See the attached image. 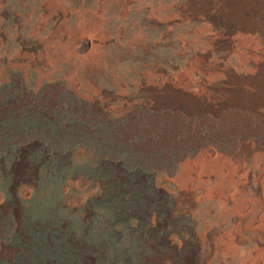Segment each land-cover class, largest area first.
Returning <instances> with one entry per match:
<instances>
[{"label": "rangeland", "instance_id": "374dc122", "mask_svg": "<svg viewBox=\"0 0 264 264\" xmlns=\"http://www.w3.org/2000/svg\"><path fill=\"white\" fill-rule=\"evenodd\" d=\"M50 2L0 0V264H247L263 244L231 214L225 166L232 160L249 171L244 185L241 172L234 174L235 190L259 197L264 109L248 101L241 123L224 120L225 140L177 149L148 147L153 134L142 115L163 110L162 79L202 58L217 72L215 109L230 120L223 89L251 87L234 79L244 75L237 54L248 51L226 15L233 0ZM93 15L103 21L93 42H107L100 67L85 73L75 60L90 53L92 36L74 41L71 60L56 47L79 17ZM258 35L264 60V26ZM208 37L215 38L210 45ZM196 75L205 83V73ZM216 157L220 168L196 171L198 161ZM185 162L195 172L189 197L178 182ZM217 183L224 214L204 198ZM234 229L242 244L230 259L222 238Z\"/></svg>", "mask_w": 264, "mask_h": 264}, {"label": "bare ground", "instance_id": "6f19581e", "mask_svg": "<svg viewBox=\"0 0 264 264\" xmlns=\"http://www.w3.org/2000/svg\"><path fill=\"white\" fill-rule=\"evenodd\" d=\"M262 1L264 2V0ZM51 3L52 0L48 8L55 7V4L51 5ZM242 14L245 16L244 18ZM226 15L235 24L236 30L239 31L238 34L242 35V39L237 41L239 46L248 51L247 53L238 52L236 65L244 69V75L240 76L238 73V75L234 76V79L238 83L245 82L251 87L236 86L223 89L228 95L227 104L232 109V113L227 116L230 120L225 119L215 109L216 103L211 88L217 80L215 76L217 72L211 64H206L202 61V58H197L177 75H170L162 79L158 91L160 93L163 91V94L158 96L157 101L163 104V110L157 109L153 113L151 111H148L149 113L143 111L142 115L146 119L145 130L153 134V139H148L149 144L147 143V146L177 149L186 143L201 145L211 138L214 140H225L228 132L224 128V120L231 124V127L234 123H241L244 120L242 110L246 108L244 106L248 101L251 108L257 106L264 109V60L261 40L258 35L259 25L264 26V5L256 7L243 3L241 0H233L226 11ZM102 27V19L95 15L79 17L75 28L68 30L65 42L57 43L58 57L62 60H71L74 41H78L83 35H90L92 36V41L89 43V45H92L90 53L85 57L76 58L75 63L78 70H84L85 73L96 70L97 67H100L103 58L101 48L106 44L107 40L99 38L93 42V39L101 35ZM202 32L203 34H197L194 37L195 41L199 42V38L201 37L202 40L204 34L209 32L208 26L203 28ZM255 33L256 35H254ZM208 38L207 45L215 41L214 37L212 39ZM250 63L252 68H245ZM200 73L207 75L205 83L196 78V74ZM220 74H218L219 77L224 76L222 73ZM232 75L234 74L232 73ZM230 79L233 80L232 77ZM71 80H73V75ZM219 91L222 90L219 89ZM214 116L217 117V121L213 120ZM206 128H210L214 132L207 134ZM220 161L217 157L200 160L197 162L199 164L196 166V171L208 172L220 168ZM256 161L257 156L254 155L253 162L255 163ZM226 163V161L223 162L224 166ZM225 168L229 173L226 185L234 191L232 194L231 214L239 221L244 220V229L253 234L255 240L263 244L261 248L255 250V254L248 260L247 264H264V165L257 167L256 175H254L259 190V197L257 198L242 197L235 190L234 174L238 171L241 172L244 185L251 178L249 171H245L232 160H229ZM194 174L193 168L190 167L188 162H185L178 177L184 197H189L193 194L189 183ZM222 190V185L217 183L213 190L206 191L204 198L218 201L220 211L224 214L226 212L227 199L222 196ZM238 233L237 229H234L222 238L223 254L228 255L227 257L230 259L235 258L236 251L239 245L242 244V241L238 239ZM206 239L207 233H203L202 240Z\"/></svg>", "mask_w": 264, "mask_h": 264}]
</instances>
